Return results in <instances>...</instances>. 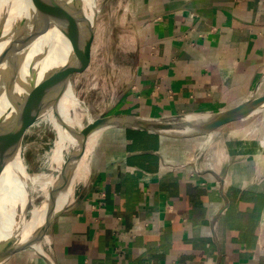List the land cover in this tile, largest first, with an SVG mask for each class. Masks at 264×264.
Masks as SVG:
<instances>
[{
    "label": "crops",
    "instance_id": "1",
    "mask_svg": "<svg viewBox=\"0 0 264 264\" xmlns=\"http://www.w3.org/2000/svg\"><path fill=\"white\" fill-rule=\"evenodd\" d=\"M133 14L109 114L212 115L264 89V0H140ZM250 118L183 140L103 131L43 240L49 262L25 248L5 264H264V121Z\"/></svg>",
    "mask_w": 264,
    "mask_h": 264
},
{
    "label": "bare ground",
    "instance_id": "2",
    "mask_svg": "<svg viewBox=\"0 0 264 264\" xmlns=\"http://www.w3.org/2000/svg\"><path fill=\"white\" fill-rule=\"evenodd\" d=\"M69 3V0H0V31L5 37L4 40H0V52L8 45L7 39L21 22L20 42L22 46L28 45L24 76L26 80L35 77V82L16 92L15 103L8 101L6 97L0 99V118L4 117L1 128L6 127L9 139L20 142L29 122L32 124L42 120L53 125L58 140L50 157V165L57 172V177L50 188L59 179V174L75 146L77 136L85 127L84 119L89 115L78 98L73 96L69 68L52 82L38 86L54 69L66 64L73 50L71 43L58 27ZM199 117L190 115L186 120L191 121ZM101 134L102 131L94 132L86 142L77 163L71 188L60 191L51 200L47 198L41 209L33 212L32 219L22 232L24 240L36 233L49 215L69 204L77 181L88 162L87 158L94 150ZM25 182L22 150L15 156L11 153H0V240L9 239L18 229L15 221L17 213L12 214L10 209L14 211L17 207L23 206ZM48 194L47 190L46 197ZM18 213L17 217L21 215V212ZM46 238L45 236L43 240ZM36 248L43 252V241Z\"/></svg>",
    "mask_w": 264,
    "mask_h": 264
},
{
    "label": "water",
    "instance_id": "3",
    "mask_svg": "<svg viewBox=\"0 0 264 264\" xmlns=\"http://www.w3.org/2000/svg\"><path fill=\"white\" fill-rule=\"evenodd\" d=\"M69 2L70 5L68 4L65 8L66 11L62 15V19L58 27L71 43L73 53L63 67L54 69L38 86H43L47 84V82H52L68 68L71 75V69L75 62V56L78 53H83L88 46L92 33V23L87 15L90 10L89 4L86 2L84 3L83 0H69ZM21 27V22L16 25L11 37L7 39L8 45L0 52V99L6 97L7 100L12 103H15L17 100L16 92L18 90L35 82V77L33 78L29 75V77L32 78L30 80H26L24 76L25 53L28 49V45L22 46L20 42L21 36L19 37V32L21 31ZM4 39L5 37H3V32L0 31V40ZM263 111L264 95L258 96L257 94L252 95L249 99L245 100L237 107L212 115H201L199 118L191 121L186 120L187 116L180 118L181 120L178 119L179 121L164 119L159 120L145 119L128 115H113L106 111L97 118L91 119V121H89L88 124L85 125L84 129H82V131L78 134L75 146L72 148L71 153L62 168L61 173L59 174V179L49 190L48 197H45L42 206L46 202L47 198L51 200L60 191L65 190L66 188H71L74 183L77 163L83 148L89 137L96 131L103 132L111 128H124L142 131L169 139H192L212 134L223 127L248 119ZM3 118L4 117L0 118V153H11L15 156L18 151L22 150L24 138L20 142H14L9 139L7 137L6 127L1 128ZM24 187L25 197L23 206L21 205L17 207L14 211L13 209H10L12 214L17 213L19 215L18 212H21L19 217L16 216L17 214L15 215V221L18 225V229L9 239L0 240V264H5L15 253L25 248L34 249L49 262L46 253L44 251L40 252L37 250L36 246L41 244L44 237L47 235L51 224L65 212L68 206V204L64 205L58 211L49 215L42 227L30 238L24 240L22 238L23 229L33 216L32 213L31 217H28L30 200L27 181L25 182ZM42 206L36 210L41 209Z\"/></svg>",
    "mask_w": 264,
    "mask_h": 264
},
{
    "label": "rangeland",
    "instance_id": "4",
    "mask_svg": "<svg viewBox=\"0 0 264 264\" xmlns=\"http://www.w3.org/2000/svg\"><path fill=\"white\" fill-rule=\"evenodd\" d=\"M83 1L90 7L87 15L92 23V33L86 50L75 56L69 75L73 96L78 98L89 114L84 119V124L87 125L91 119L110 110L112 104H115L116 96L120 93L118 87L127 67L132 64V36L139 28L141 19L133 14L140 0ZM72 53L73 50L70 56ZM263 94L264 89L258 96ZM256 115L249 121H264V111ZM252 125L245 128L246 133L258 134L259 127ZM238 128L239 124L236 122L228 129H233L237 135ZM228 129L217 132L218 138H226ZM24 130L22 158L29 189L28 217H31L42 206L46 191L51 189L50 185L57 177V172L50 165V157L58 135L50 122L42 120L32 124L29 122ZM43 251L45 252L44 247Z\"/></svg>",
    "mask_w": 264,
    "mask_h": 264
}]
</instances>
